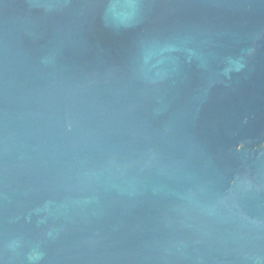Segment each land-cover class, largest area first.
<instances>
[{
  "label": "water",
  "instance_id": "1",
  "mask_svg": "<svg viewBox=\"0 0 264 264\" xmlns=\"http://www.w3.org/2000/svg\"><path fill=\"white\" fill-rule=\"evenodd\" d=\"M0 264H264V0H0Z\"/></svg>",
  "mask_w": 264,
  "mask_h": 264
}]
</instances>
